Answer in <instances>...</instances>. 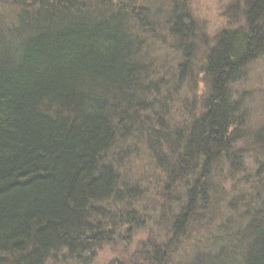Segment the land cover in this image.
Masks as SVG:
<instances>
[{"label":"trees","instance_id":"obj_1","mask_svg":"<svg viewBox=\"0 0 264 264\" xmlns=\"http://www.w3.org/2000/svg\"><path fill=\"white\" fill-rule=\"evenodd\" d=\"M84 1H0L24 7L15 24L0 25V264H48L78 255L77 260L102 243L97 230L104 222L139 224L147 197L132 193L131 178L124 182L121 176L139 144L161 158L166 189L187 180L189 199L179 208V228L189 218L185 213L200 206V183L187 179L199 161L203 178L216 159L236 164L232 136L239 109L231 104L230 86L264 51V0H244L247 31L220 34L206 67L213 84L206 111L200 119L189 117L194 120L187 133L175 134L153 124L170 106L160 100L158 83L165 79L155 82L165 73L144 61V31L151 27L145 7L127 16L121 7L112 9V2L98 15L88 10L83 17L76 6ZM182 15L175 8L170 19L184 42L191 37ZM249 136L254 146L264 147V129ZM170 143L168 160L161 148ZM249 192L252 207L243 205L248 221L240 238L230 250L197 254L194 264H264V179H255ZM153 243L148 249L143 243L140 258L163 264L169 250Z\"/></svg>","mask_w":264,"mask_h":264},{"label":"rangeland","instance_id":"obj_2","mask_svg":"<svg viewBox=\"0 0 264 264\" xmlns=\"http://www.w3.org/2000/svg\"><path fill=\"white\" fill-rule=\"evenodd\" d=\"M83 1L80 0V3ZM84 2L80 7L76 6L83 9V12L79 13L83 17H87L85 12L88 10L92 15H98L99 11L108 9L112 2H114L112 9L121 7L127 16L134 11H140L136 8L145 7L146 18L151 27L150 30L144 31V39L148 44L144 61L157 68L156 71L165 73L164 76L158 74L155 82L161 78L165 79L166 84L158 83L163 87L164 93L160 95V100L164 107L167 104L170 106L169 113H159L153 124L158 130L163 123L164 133H174L180 129L187 133L194 120L189 117L193 115V118L200 119L210 100L213 84L206 74L210 50L218 45L222 32L248 30L245 24L246 17L243 15L244 0ZM22 8L24 7H20L18 2H13L7 7L0 5L5 20L0 21V25L15 24ZM175 8L183 14L189 24L187 38L191 37L190 40L186 39L183 42L181 37L176 36L178 28L174 26L175 20L170 19ZM112 9L110 8L111 11ZM140 16L142 18V15ZM134 21L132 17L129 25L132 26ZM229 95L231 104L238 105L239 109L232 136L234 149L232 154L236 164L230 163L229 158L227 161L216 159L214 168H210L206 178H203L204 161H199V168L191 176L188 175L187 179L193 181L197 178L200 183L197 188L201 196L200 206L189 213H182L189 217L182 227H177L176 218L180 217L182 212L179 211L180 206H187L189 199L187 180L184 179L187 185L183 190L180 186L184 183L174 182L166 189L161 158L148 151L145 145L139 144L138 148L134 147L133 152L130 150L131 154H134L130 162L133 165H125L126 167L122 165L123 170L120 172L124 182L131 178L130 186L134 189L132 193L138 192L140 197H147V204L153 207L143 204L144 207L141 208L147 211L141 216L138 215L141 217L139 224L134 221L126 223L117 220L114 222L115 225H111V221L108 220L103 226H98L97 232L103 235L102 243L87 255L77 260L75 258L78 255L73 260L68 257L64 261L55 263L52 261L48 264H152L144 257L140 258V253L146 252L143 243H147L148 249L153 243L152 240L156 241L154 245L162 247V251L169 250L163 264H194L197 254L207 256L213 253L211 250L219 251L221 248L230 250L234 240L237 241L241 232L245 231L243 228L248 220L244 218L243 210L252 207L249 187L255 179H264V147L254 146L250 142L253 137L249 136L250 132L257 133L258 130L264 129V51L243 68L230 86ZM173 138L174 135L169 141L173 142ZM170 149L171 143L161 148L162 156L168 160ZM119 157L117 153L115 158ZM163 196H167L166 199H161ZM136 200L133 199L131 202L134 203ZM140 202L142 201L139 199V204ZM130 208L132 209V206ZM106 209L112 213L109 206ZM119 209L123 213L127 210L122 207ZM135 216L137 218V214Z\"/></svg>","mask_w":264,"mask_h":264}]
</instances>
